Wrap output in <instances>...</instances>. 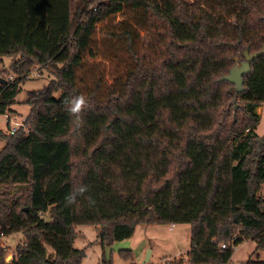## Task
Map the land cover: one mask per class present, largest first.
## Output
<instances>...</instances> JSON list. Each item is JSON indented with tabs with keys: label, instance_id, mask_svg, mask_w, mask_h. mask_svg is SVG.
<instances>
[{
	"label": "trees",
	"instance_id": "1",
	"mask_svg": "<svg viewBox=\"0 0 264 264\" xmlns=\"http://www.w3.org/2000/svg\"><path fill=\"white\" fill-rule=\"evenodd\" d=\"M83 1L0 0V58L19 55L9 69L14 80L0 81V114L16 103L33 61L52 75L25 100L28 128H0V186L25 185L6 215L0 208V233L23 236L12 262L0 244V264H79L78 224L97 225L105 246L130 237L137 224L187 223L190 264H225L247 237L264 248V141L256 132L264 55L250 62L238 94L219 79L245 48L264 44V0ZM124 8L144 21L110 26ZM140 21L158 25L148 62L135 47ZM97 23L134 61L106 96L98 93L101 76L85 86L78 78L96 56ZM79 95L87 107L77 127L67 107ZM81 185L87 191L68 204ZM221 241L228 246L221 249Z\"/></svg>",
	"mask_w": 264,
	"mask_h": 264
},
{
	"label": "rangeland",
	"instance_id": "2",
	"mask_svg": "<svg viewBox=\"0 0 264 264\" xmlns=\"http://www.w3.org/2000/svg\"><path fill=\"white\" fill-rule=\"evenodd\" d=\"M88 0H84L86 5ZM77 2V1H76ZM94 2V1H93ZM94 3L89 4L88 7ZM126 19L128 22L144 18L137 10L124 8L110 17L108 23L114 25L117 22ZM104 23H97L96 31L92 39V52L96 56L87 60L86 64L80 69L78 78L82 79L81 86L86 82H93L92 77L101 76V84L98 88L99 94L106 96L108 88H113L121 84L125 78L126 72L132 67L134 61L127 53L122 41L118 42L114 37L103 34L100 30ZM144 24V29L136 28L135 47L137 53L143 54L144 61L148 62L156 52V35L158 25H151L140 21ZM137 25V24H136ZM19 60V55L4 56L0 58V76L6 80L12 81L15 75L9 70L11 65ZM28 74L20 82L21 89L16 95L15 102L10 106L16 119L25 116L30 110V106L25 100L32 94L43 91L48 83L50 68L42 64L32 62L29 66ZM40 75V76H39ZM25 80V81H24ZM24 81V82H23ZM22 83V84H21ZM88 83V85H89ZM59 90L53 92L58 96ZM237 105L234 104V107ZM260 115L257 124L259 142L264 141V102H261L256 108ZM25 128H28L26 121ZM0 128L5 131V124L0 116ZM5 139L0 138V148L4 145ZM25 189V185H19L12 189L0 186V202L3 215L7 214L10 204L14 198ZM258 192L264 194V183L259 186ZM171 224V223H170ZM169 223H150L137 224L132 235L122 240H115L111 244L102 246L97 239L99 227L92 224H78L75 226L76 236L73 240V246L77 249L84 250V256L79 264H181L182 257L187 256L190 247V225L187 223H173L169 228ZM23 242L21 232H12L9 234H0V244L4 249L3 260L12 262L15 256L16 246ZM223 242V241H221ZM130 249L131 256H122V249ZM150 250L149 260L142 263L145 253ZM47 250L51 249L47 246ZM10 255V261L6 257ZM264 259V248H255V241L250 237L245 238L237 244L236 249L226 264H243L247 258Z\"/></svg>",
	"mask_w": 264,
	"mask_h": 264
},
{
	"label": "water",
	"instance_id": "3",
	"mask_svg": "<svg viewBox=\"0 0 264 264\" xmlns=\"http://www.w3.org/2000/svg\"><path fill=\"white\" fill-rule=\"evenodd\" d=\"M264 18V16H263ZM244 58L240 60L239 62H236L233 64V66L229 69L227 74L222 75L219 79H224L232 83L231 86H229L228 91L234 92L235 94H238L243 86V79L242 75L244 73H247L250 70V62L257 58L258 56L264 55V44L257 50L249 51L248 48H245L243 51ZM1 82H5V79L0 77ZM149 254L150 250L148 249L145 253L144 259L142 263H145L149 260ZM10 255L6 257L7 261H10Z\"/></svg>",
	"mask_w": 264,
	"mask_h": 264
},
{
	"label": "clouds",
	"instance_id": "4",
	"mask_svg": "<svg viewBox=\"0 0 264 264\" xmlns=\"http://www.w3.org/2000/svg\"><path fill=\"white\" fill-rule=\"evenodd\" d=\"M87 107V100L83 95L75 96L70 101H68L67 111L70 116L74 117V123L77 127L82 126L83 120L81 117L82 112ZM87 191V187L81 185L78 189H75L73 194L66 197V201L68 204H73L76 201L77 194L82 195Z\"/></svg>",
	"mask_w": 264,
	"mask_h": 264
},
{
	"label": "built area",
	"instance_id": "5",
	"mask_svg": "<svg viewBox=\"0 0 264 264\" xmlns=\"http://www.w3.org/2000/svg\"><path fill=\"white\" fill-rule=\"evenodd\" d=\"M0 116H2L3 120H4V124H5V132L7 134H14L20 127L24 128V122H25V116L20 118V119H16L17 115H14L12 113V111H5L3 113L0 114ZM173 223L170 224L169 228H172ZM1 235H3V233H0ZM234 239V238H233ZM228 246V244L226 242H219V247L221 249H224ZM237 245H233L232 248L236 249ZM181 264H190V262L187 259V256H183L182 257V262ZM226 264V263H225Z\"/></svg>",
	"mask_w": 264,
	"mask_h": 264
},
{
	"label": "crops",
	"instance_id": "6",
	"mask_svg": "<svg viewBox=\"0 0 264 264\" xmlns=\"http://www.w3.org/2000/svg\"><path fill=\"white\" fill-rule=\"evenodd\" d=\"M256 132H257V128H256ZM258 133V132H257Z\"/></svg>",
	"mask_w": 264,
	"mask_h": 264
}]
</instances>
